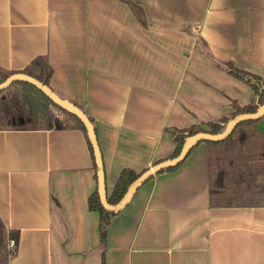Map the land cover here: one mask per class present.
<instances>
[{
  "label": "crops",
  "instance_id": "crops-1",
  "mask_svg": "<svg viewBox=\"0 0 264 264\" xmlns=\"http://www.w3.org/2000/svg\"><path fill=\"white\" fill-rule=\"evenodd\" d=\"M41 55L54 90L94 119L110 194L123 168L174 152L168 127L251 102L225 62L264 79V0H0V66L23 70ZM10 124L0 129V216L20 240L9 264H101L85 132ZM208 175L203 141L148 180L113 217L106 264H264V206H210Z\"/></svg>",
  "mask_w": 264,
  "mask_h": 264
},
{
  "label": "trees",
  "instance_id": "trees-1",
  "mask_svg": "<svg viewBox=\"0 0 264 264\" xmlns=\"http://www.w3.org/2000/svg\"><path fill=\"white\" fill-rule=\"evenodd\" d=\"M136 10L143 13L137 5ZM225 64L229 74L252 87L253 99L244 105L232 99L231 105L234 109L230 114L204 121L203 125L194 124L185 128L168 127L167 130L176 144L174 152L168 158L180 153L186 137L201 131L221 132L229 119L238 114L255 112L261 105H264V79L256 73L237 67L231 61H226ZM17 72L29 74L54 90L51 85L54 69L48 56L36 57L28 66L19 71L8 70L0 66V82H4ZM13 88L14 91L10 96L0 97V129L7 127L9 122L17 123L15 127L19 129L80 128L85 132L92 156L95 158L86 127L76 115L63 109L66 115L73 120L63 123L50 109L51 105L55 106L52 100L40 88L27 81L16 80L0 92ZM80 107L85 111L83 106ZM89 117L94 123V119ZM18 118L22 119L18 120ZM261 119L238 123L232 133L223 140H205L208 154L210 206H264V131H259L256 127ZM177 166L160 172L173 170ZM147 169L136 171L132 168H123L112 192L108 194V201L111 204L119 202L129 185ZM89 208L99 214L98 231L103 248L101 264H106L105 249L109 228L113 217L118 213L109 211L103 206L98 188L89 197ZM11 240L15 242L13 246L10 245ZM19 240V231L9 228L0 216V264H9L10 260L16 256Z\"/></svg>",
  "mask_w": 264,
  "mask_h": 264
},
{
  "label": "water",
  "instance_id": "water-1",
  "mask_svg": "<svg viewBox=\"0 0 264 264\" xmlns=\"http://www.w3.org/2000/svg\"><path fill=\"white\" fill-rule=\"evenodd\" d=\"M16 80L27 81L31 84L36 85L40 88L56 105L62 110H66L74 115H76L85 125L89 140L93 146L94 157L96 166L98 168L97 171V180H98V193L101 199L103 206L114 213H119L122 211L133 199L138 189L152 176L160 171L169 168L175 167L180 164L189 154V152L197 146V144L201 141L205 140H214L220 141L228 137L236 125L245 120H258L264 117V105H261L255 112L242 113L234 116L229 119L223 131L218 133H210V132H197L186 137L182 149L177 156L166 158L159 162H156L154 165L145 170L138 178H136L128 187L127 191L121 198L119 202L116 204H111L108 201V191L106 186V175L104 169V161L102 156V151L100 148V144L97 137V132L95 129L94 123L91 121L88 114L77 104L72 102L67 98L61 97L55 90H53L50 86L42 83L37 78L30 76L24 72H17L8 77L4 82H0V90L8 88L12 82Z\"/></svg>",
  "mask_w": 264,
  "mask_h": 264
},
{
  "label": "rangeland",
  "instance_id": "rangeland-1",
  "mask_svg": "<svg viewBox=\"0 0 264 264\" xmlns=\"http://www.w3.org/2000/svg\"><path fill=\"white\" fill-rule=\"evenodd\" d=\"M14 91V88L11 89V90H6L4 92H0V97H8L10 96V94ZM50 109L51 111L53 112V110L56 112L55 113V117L59 118L63 123H66V122H71L73 121L72 119H70L66 113L62 110L60 113L57 112L55 109L52 108V105L50 106ZM22 119V118H21ZM20 118H18V120H21ZM17 124V123H16ZM13 125V122H11L10 126ZM260 126L259 123H257L256 127L258 128ZM11 245V244H10Z\"/></svg>",
  "mask_w": 264,
  "mask_h": 264
},
{
  "label": "built area",
  "instance_id": "built-area-1",
  "mask_svg": "<svg viewBox=\"0 0 264 264\" xmlns=\"http://www.w3.org/2000/svg\"><path fill=\"white\" fill-rule=\"evenodd\" d=\"M52 108L55 109L59 113L62 111V109L59 108V107H57L56 105L55 106H52ZM53 113L55 114L56 112L53 110ZM14 243H15L14 240H11V245L12 246L14 245Z\"/></svg>",
  "mask_w": 264,
  "mask_h": 264
}]
</instances>
